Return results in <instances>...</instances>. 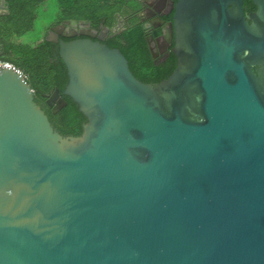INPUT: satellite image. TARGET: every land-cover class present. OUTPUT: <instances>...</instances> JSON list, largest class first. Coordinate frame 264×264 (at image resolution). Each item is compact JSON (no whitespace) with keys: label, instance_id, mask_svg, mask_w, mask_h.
<instances>
[{"label":"water","instance_id":"obj_1","mask_svg":"<svg viewBox=\"0 0 264 264\" xmlns=\"http://www.w3.org/2000/svg\"><path fill=\"white\" fill-rule=\"evenodd\" d=\"M253 3L178 0L179 59L158 83L119 49L61 42L80 136L55 130L25 75L0 65V264H264V0ZM47 104L67 102L56 88Z\"/></svg>","mask_w":264,"mask_h":264},{"label":"flooded vegetation","instance_id":"obj_2","mask_svg":"<svg viewBox=\"0 0 264 264\" xmlns=\"http://www.w3.org/2000/svg\"><path fill=\"white\" fill-rule=\"evenodd\" d=\"M75 1L64 0L61 3L44 0L39 7L38 19L47 22L40 42L49 43L55 58L60 57L61 42L88 39L119 49L126 57L129 68L133 63L141 70L158 76L175 70L179 59L175 15L178 0H99L103 10L98 13L91 11L84 17L73 13ZM250 1L251 5H248L243 0L246 14L256 10L253 0ZM67 6H70L69 9ZM6 10H9L8 3L0 0V11ZM45 14H49L48 21L43 20ZM13 42L18 41L14 37L8 40V36L3 38L0 35V56L8 54V45ZM256 68L258 66H254ZM49 96H45L46 102Z\"/></svg>","mask_w":264,"mask_h":264},{"label":"trees","instance_id":"obj_3","mask_svg":"<svg viewBox=\"0 0 264 264\" xmlns=\"http://www.w3.org/2000/svg\"><path fill=\"white\" fill-rule=\"evenodd\" d=\"M43 1L6 0L10 14L0 17V35L3 38L8 36L9 40L10 37L18 38L32 31L39 16V7ZM58 1L64 2V0ZM246 4L251 5V1L246 0ZM66 5H68L67 2ZM69 7L67 6V9ZM254 8L252 7V9ZM102 10L103 5L99 0H91V2L76 0L73 13L84 17L87 13H96ZM52 53L53 51L47 41H41L34 46L13 42L8 45V54L6 52L1 55L0 60L9 62L25 75L27 82L34 91V101L46 113L55 130L63 136H80L83 133V124L87 119L72 98L62 94L68 82L67 68L61 57L55 58ZM130 69L139 80L147 83H158L170 75L169 72L162 76L154 75L141 70L139 66L133 63L130 64ZM56 88L59 89L67 104L57 113H53L45 96L51 95Z\"/></svg>","mask_w":264,"mask_h":264},{"label":"rangeland","instance_id":"obj_4","mask_svg":"<svg viewBox=\"0 0 264 264\" xmlns=\"http://www.w3.org/2000/svg\"><path fill=\"white\" fill-rule=\"evenodd\" d=\"M48 15L49 14H45L43 16L44 17L43 20L47 19L46 21H48V17H49ZM38 18H40V15L37 17L32 31H30L29 33H27L21 37L15 38V40L18 41L19 43H25V44H29V45H33V46L36 45L37 43H39L41 38H42L44 29L46 28L47 22H44Z\"/></svg>","mask_w":264,"mask_h":264},{"label":"built area","instance_id":"obj_5","mask_svg":"<svg viewBox=\"0 0 264 264\" xmlns=\"http://www.w3.org/2000/svg\"><path fill=\"white\" fill-rule=\"evenodd\" d=\"M0 65H8V66H12V64H10L9 62H6V61H2L0 60ZM14 69H16L18 72H21L19 69H17L16 67H14Z\"/></svg>","mask_w":264,"mask_h":264}]
</instances>
